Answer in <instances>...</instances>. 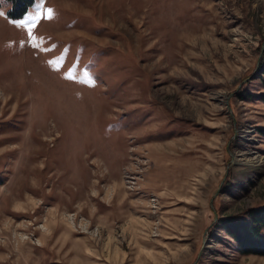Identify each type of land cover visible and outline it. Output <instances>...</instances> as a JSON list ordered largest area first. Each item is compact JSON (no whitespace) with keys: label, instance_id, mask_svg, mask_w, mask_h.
<instances>
[{"label":"rangeland","instance_id":"374dc122","mask_svg":"<svg viewBox=\"0 0 264 264\" xmlns=\"http://www.w3.org/2000/svg\"><path fill=\"white\" fill-rule=\"evenodd\" d=\"M9 7L0 264H264L211 226L264 202V0Z\"/></svg>","mask_w":264,"mask_h":264},{"label":"trees","instance_id":"16d2710c","mask_svg":"<svg viewBox=\"0 0 264 264\" xmlns=\"http://www.w3.org/2000/svg\"><path fill=\"white\" fill-rule=\"evenodd\" d=\"M8 17H21L33 0H7ZM220 226L243 254L264 255V202L242 209L238 214L217 216L211 226Z\"/></svg>","mask_w":264,"mask_h":264},{"label":"snow or ice","instance_id":"6c2138e0","mask_svg":"<svg viewBox=\"0 0 264 264\" xmlns=\"http://www.w3.org/2000/svg\"><path fill=\"white\" fill-rule=\"evenodd\" d=\"M52 12H53L52 9H47V13H48V15H47V17H45V18L50 19V18H51V15H52ZM0 15H3V13H0ZM40 19H41V17H40L39 14H36V15L30 17V20H29V23H28V27H29V36H30L31 39H33V40H35L36 37L32 36V32H31V30H32L33 28L36 27V23H35V22L38 21V20H40ZM14 23H25V22H24V21H19V22H14Z\"/></svg>","mask_w":264,"mask_h":264},{"label":"water","instance_id":"95a60500","mask_svg":"<svg viewBox=\"0 0 264 264\" xmlns=\"http://www.w3.org/2000/svg\"><path fill=\"white\" fill-rule=\"evenodd\" d=\"M217 190H218V189H217ZM217 190H216V191H217Z\"/></svg>","mask_w":264,"mask_h":264}]
</instances>
